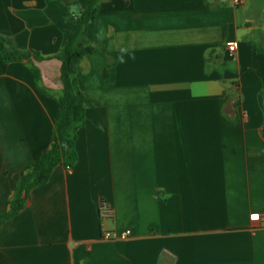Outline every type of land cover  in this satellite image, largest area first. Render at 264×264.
Instances as JSON below:
<instances>
[{
  "label": "crops",
  "instance_id": "0c3cea01",
  "mask_svg": "<svg viewBox=\"0 0 264 264\" xmlns=\"http://www.w3.org/2000/svg\"><path fill=\"white\" fill-rule=\"evenodd\" d=\"M73 29L61 0H0L20 51L55 57ZM86 43L74 158L0 228V264H264V0H104ZM34 64L50 95L0 58V214L59 115L62 64Z\"/></svg>",
  "mask_w": 264,
  "mask_h": 264
},
{
  "label": "trees",
  "instance_id": "16d2710c",
  "mask_svg": "<svg viewBox=\"0 0 264 264\" xmlns=\"http://www.w3.org/2000/svg\"><path fill=\"white\" fill-rule=\"evenodd\" d=\"M74 23L73 33L65 48L55 57L46 58L33 51H20L13 41L0 35V58L4 64L28 63L31 66L37 87L42 94L50 91L42 86L41 72L34 64L56 59L61 62L62 95L58 101L59 115L55 123L50 148L44 152L23 173L16 184L13 199L8 209L0 214V228L12 222L27 206L32 190L48 183L53 171L73 157L76 142L75 130L85 121L86 111L92 103L79 89L77 74L81 61L94 54L104 53L102 47L85 44L89 27L95 24L104 0H90L85 10H77L75 0H61ZM109 65L104 69L103 78L108 77ZM74 158V157H73Z\"/></svg>",
  "mask_w": 264,
  "mask_h": 264
},
{
  "label": "built area",
  "instance_id": "2783aa9c",
  "mask_svg": "<svg viewBox=\"0 0 264 264\" xmlns=\"http://www.w3.org/2000/svg\"><path fill=\"white\" fill-rule=\"evenodd\" d=\"M243 3V0H234L235 5H241ZM228 49L231 53H235L236 51V45L232 44L228 46ZM112 216V211L104 203L100 204V217L101 219H107ZM252 226L254 229H264V216L262 217H256L252 221ZM131 236L130 231H125L123 233L117 234V233H104V239L106 240H127Z\"/></svg>",
  "mask_w": 264,
  "mask_h": 264
},
{
  "label": "water",
  "instance_id": "95a60500",
  "mask_svg": "<svg viewBox=\"0 0 264 264\" xmlns=\"http://www.w3.org/2000/svg\"><path fill=\"white\" fill-rule=\"evenodd\" d=\"M77 9H78V11H81L80 7H78Z\"/></svg>",
  "mask_w": 264,
  "mask_h": 264
},
{
  "label": "snow or ice",
  "instance_id": "6c2138e0",
  "mask_svg": "<svg viewBox=\"0 0 264 264\" xmlns=\"http://www.w3.org/2000/svg\"><path fill=\"white\" fill-rule=\"evenodd\" d=\"M255 218V217H254Z\"/></svg>",
  "mask_w": 264,
  "mask_h": 264
}]
</instances>
